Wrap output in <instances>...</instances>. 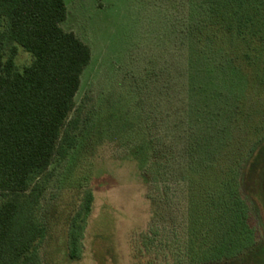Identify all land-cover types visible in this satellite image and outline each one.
Masks as SVG:
<instances>
[{
    "label": "rangeland",
    "instance_id": "374dc122",
    "mask_svg": "<svg viewBox=\"0 0 264 264\" xmlns=\"http://www.w3.org/2000/svg\"><path fill=\"white\" fill-rule=\"evenodd\" d=\"M65 4L60 26L89 47L91 59L69 116L78 123L77 144L51 165L38 211L47 229L41 263L195 264L186 248L191 202L215 191L231 158L255 142L264 97L246 90V77L222 51L193 38L207 17L203 0ZM31 62L18 48L17 69ZM254 146L244 155L240 190L257 244L204 264H264V142ZM193 178L199 193L191 192ZM87 192L92 209L79 257L70 260L68 228ZM203 226L196 243L206 252L219 242V227Z\"/></svg>",
    "mask_w": 264,
    "mask_h": 264
},
{
    "label": "trees",
    "instance_id": "16d2710c",
    "mask_svg": "<svg viewBox=\"0 0 264 264\" xmlns=\"http://www.w3.org/2000/svg\"><path fill=\"white\" fill-rule=\"evenodd\" d=\"M203 2L207 17L191 31L193 38L222 51L246 77V90L264 97V0ZM66 15L65 0H0V264H42L38 249L47 229L38 211L53 176L50 167L65 160L77 144L78 123L69 116L91 53L61 28ZM18 48L32 57L22 70L15 65ZM263 111L253 124L252 146L231 158L215 191L200 195L195 207L191 202L186 248L195 264L223 262L257 244L240 177L245 154L264 142ZM196 181L190 179L189 187L199 193ZM92 203L87 192L70 220V260L79 257ZM212 220L219 227V242L202 252L196 240H203V224Z\"/></svg>",
    "mask_w": 264,
    "mask_h": 264
}]
</instances>
